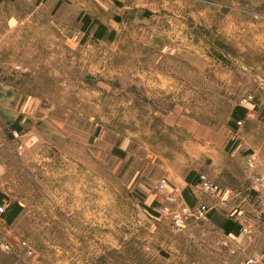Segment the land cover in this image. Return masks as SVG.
<instances>
[{
    "label": "rangeland",
    "instance_id": "obj_1",
    "mask_svg": "<svg viewBox=\"0 0 264 264\" xmlns=\"http://www.w3.org/2000/svg\"><path fill=\"white\" fill-rule=\"evenodd\" d=\"M12 11L0 4V192L20 210L0 216V264H244L213 208L175 230L153 186L210 172L217 196L234 181L245 195L264 174V0H80L91 28L43 56L6 33Z\"/></svg>",
    "mask_w": 264,
    "mask_h": 264
},
{
    "label": "crops",
    "instance_id": "obj_2",
    "mask_svg": "<svg viewBox=\"0 0 264 264\" xmlns=\"http://www.w3.org/2000/svg\"><path fill=\"white\" fill-rule=\"evenodd\" d=\"M84 2L86 0H83ZM0 4H7L13 8V11L4 19L6 33H13L17 38L31 42L32 48H30V51L32 52L29 53L30 56L45 55L42 50L45 49L44 42L47 41L59 42V50H62L60 47H62L63 41H78L79 23L86 15L83 14L79 17L80 0H0ZM89 25L90 23L86 25V28ZM87 29L82 31V35L85 34ZM95 30L96 28L91 32L92 38L97 41L104 40L105 35L96 37L94 35ZM107 31H110V29H107ZM187 174L188 172L185 174L184 181L174 190V194L181 200L180 206L183 208L195 202L212 205L209 208H213V216L220 218L219 227L224 236L246 243L244 257L256 256L264 262V217L261 216L264 210L261 205V202H264V196L261 190L254 189L251 185L250 192L240 195L243 192L236 188L237 181H234V183H230L229 187L224 188L222 196L208 197L198 191L196 183L192 181L194 176L189 175V181L186 180ZM208 175L209 177L212 176L210 172H208ZM224 184L226 186L227 183ZM255 197L256 199L259 197L261 202L259 203ZM3 203L7 205L5 212L2 214V217L6 219L13 206L9 207L2 194L0 204ZM18 213L10 222L7 220L6 222L8 224L13 222ZM226 220L232 221L234 228L235 226L238 227L237 233L233 231L224 232L222 225ZM242 227L248 228L250 233H244Z\"/></svg>",
    "mask_w": 264,
    "mask_h": 264
},
{
    "label": "built area",
    "instance_id": "obj_3",
    "mask_svg": "<svg viewBox=\"0 0 264 264\" xmlns=\"http://www.w3.org/2000/svg\"><path fill=\"white\" fill-rule=\"evenodd\" d=\"M15 69L24 72L26 68L16 65ZM14 137H17V132H14ZM17 149L22 150V144L17 142ZM247 165L252 167V159L248 158ZM196 187L199 192L208 195L217 196L221 192V187L218 183L211 181L208 176L204 173H199L197 175ZM252 185L254 189H260L264 196V174H254L252 175ZM167 180L166 178H161L158 180L153 188L155 192L161 193L163 196V201L156 207V211L160 216L167 217L170 226L179 230L183 228L189 221L198 220L204 218L205 214L209 210V205L204 202H195L192 205L181 207L178 202V197L174 194V191H167ZM7 205L5 203L0 204V216L5 212ZM242 231L246 234L250 233V230L246 227H242ZM21 244L27 246L26 241L22 240ZM3 249L5 251H11L12 247L8 243L3 244ZM244 264H264L263 260L256 257H248Z\"/></svg>",
    "mask_w": 264,
    "mask_h": 264
},
{
    "label": "trees",
    "instance_id": "obj_4",
    "mask_svg": "<svg viewBox=\"0 0 264 264\" xmlns=\"http://www.w3.org/2000/svg\"><path fill=\"white\" fill-rule=\"evenodd\" d=\"M87 19L88 18L86 16L83 17V26H82L83 30H85V29H87L88 27L91 26V24H90L86 28V25H88ZM99 27H102V29H104L103 26H99ZM94 34H95L96 37H101L103 35V33L101 32V29L98 30V31L96 30V32H94ZM245 112H246V110L244 108L239 107V106H236L233 109L232 113H231L230 123H232V125L234 126L237 120H240V119H242L244 117ZM189 175H191V173H189L188 176L186 177V180H188V181H189ZM197 177L198 176H195V179L192 180L194 183H197ZM0 196H2V194H0ZM19 210H20V206L17 205V204L14 205L13 208H12V210H11V212H10V214L6 217V220L8 222H10L15 217V215L19 212ZM222 228L224 229V232L225 233H229V232H232V231L235 232V233H237V231H238L237 230L238 227L235 226V228H234L233 227V222L232 221H229V220H226L223 223Z\"/></svg>",
    "mask_w": 264,
    "mask_h": 264
}]
</instances>
